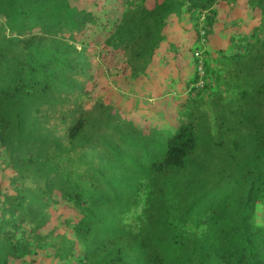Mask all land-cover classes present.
I'll list each match as a JSON object with an SVG mask.
<instances>
[{
	"label": "trees",
	"instance_id": "16d2710c",
	"mask_svg": "<svg viewBox=\"0 0 264 264\" xmlns=\"http://www.w3.org/2000/svg\"><path fill=\"white\" fill-rule=\"evenodd\" d=\"M0 264H264V0H0Z\"/></svg>",
	"mask_w": 264,
	"mask_h": 264
},
{
	"label": "rangeland",
	"instance_id": "374dc122",
	"mask_svg": "<svg viewBox=\"0 0 264 264\" xmlns=\"http://www.w3.org/2000/svg\"><path fill=\"white\" fill-rule=\"evenodd\" d=\"M222 19V18H221ZM224 21H220L216 26V33L210 37L208 41V49L214 51L219 47L226 48L225 41L222 39L221 29L223 28ZM189 50L188 47L181 49L179 52V61L176 63L179 67H184L183 60L187 62L190 61L188 56ZM182 60V61H181ZM170 67H174L171 63ZM166 72V71H165ZM174 75H177V71L174 70ZM184 77V76H183ZM164 78L161 76L158 79V82L154 84L153 87L147 86V89L143 93L131 92L130 95H127L129 101L134 102V108L137 110V114L146 121L154 122V118L163 117L164 119L173 120V117L176 115V106L174 104L176 97H169L168 94H159L161 91L166 88L168 92V86L162 84ZM150 88V89H149ZM156 89V92L154 91ZM129 90V89H128ZM132 90V89H131ZM180 95H183L184 92H178ZM181 98H185L182 96ZM127 101L125 100V105Z\"/></svg>",
	"mask_w": 264,
	"mask_h": 264
},
{
	"label": "built area",
	"instance_id": "2783aa9c",
	"mask_svg": "<svg viewBox=\"0 0 264 264\" xmlns=\"http://www.w3.org/2000/svg\"><path fill=\"white\" fill-rule=\"evenodd\" d=\"M202 85H203V83H202V81L200 80V81L198 82V84H197V87H202Z\"/></svg>",
	"mask_w": 264,
	"mask_h": 264
}]
</instances>
